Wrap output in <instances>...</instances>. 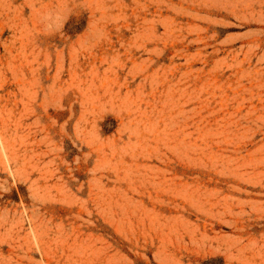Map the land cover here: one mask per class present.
<instances>
[{"label": "rangeland", "instance_id": "374dc122", "mask_svg": "<svg viewBox=\"0 0 264 264\" xmlns=\"http://www.w3.org/2000/svg\"><path fill=\"white\" fill-rule=\"evenodd\" d=\"M0 264H264V0H0Z\"/></svg>", "mask_w": 264, "mask_h": 264}]
</instances>
